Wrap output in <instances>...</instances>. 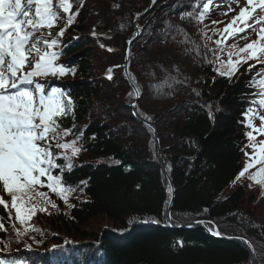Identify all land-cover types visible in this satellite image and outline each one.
<instances>
[{
	"label": "trees",
	"instance_id": "obj_1",
	"mask_svg": "<svg viewBox=\"0 0 264 264\" xmlns=\"http://www.w3.org/2000/svg\"><path fill=\"white\" fill-rule=\"evenodd\" d=\"M71 2L73 12L79 9L73 24L66 26L62 19L52 31L66 29L59 62L77 71L48 80L50 86L67 88L75 100L74 115L62 121L65 128L75 125L65 139L83 131L78 142L82 150L73 158L71 172L64 174L77 188L69 197L75 206L69 208L47 188H39L48 192L58 211L49 206L51 214L37 212L28 224L41 231L20 237L10 225L21 231L27 225L15 220L14 209L9 221L0 206L6 227L0 232V258L33 264L27 254L33 250L22 249L55 246L62 261L54 264H252L248 252L234 242L201 228H171L167 210L173 198L174 227L202 221L222 237H244L257 264H264V186L247 174L233 183L248 159L244 151L252 153L251 148L241 151L247 139L239 121L251 98L246 85L260 65L251 73L243 65L229 80L215 71L219 62L210 51L221 39L214 30L222 32L246 2L213 0L202 21L198 17L205 0ZM258 31L259 26L249 29L250 35L240 34L247 39L229 38L226 44L242 48L257 40ZM221 58L228 59L226 53ZM135 99L139 118L128 106ZM254 123L259 126L260 121ZM2 194L0 187L10 208Z\"/></svg>",
	"mask_w": 264,
	"mask_h": 264
},
{
	"label": "snow or ice",
	"instance_id": "obj_2",
	"mask_svg": "<svg viewBox=\"0 0 264 264\" xmlns=\"http://www.w3.org/2000/svg\"><path fill=\"white\" fill-rule=\"evenodd\" d=\"M212 3L213 0L202 3L199 20L205 18ZM72 9L71 0H0V186L11 197L10 208L3 197H0V206L7 210L9 221H12L11 209H14L15 220L22 226L27 225L23 231L17 229L15 223L10 225L17 237L29 231H41L28 224L37 212L51 214L49 206L58 211L56 202L48 192L39 191V188H47L69 208L75 206L69 202V197L77 188L66 182L64 174L65 171L71 172L73 158L82 150L78 142L82 140L83 131L74 139H65L73 134L75 125L65 128L62 127V121L69 114L74 115L75 100L67 88L46 83L49 77L58 80L76 74L74 66L59 62L63 55L61 38L66 29L55 33L52 31L62 19L66 26L73 24L79 9L75 12ZM257 26V40L242 48H238L235 43L226 44L229 38L247 39V35L241 37L240 34L250 35L248 30L256 31ZM214 31L221 33V39L214 42L216 49H210L219 62V68L215 69L218 75L231 80L243 65H248L250 73L257 64L260 65V70L249 77L246 87L252 90L251 98L239 121L246 129L244 136L247 139L241 151L251 148L252 153L244 151L248 161L233 183L241 181L247 174V179L264 186V139H258L264 136V0H246V6L240 9L222 32L220 29ZM204 35L206 39H211ZM217 49L220 54H217ZM224 53L228 57L226 61L221 58ZM249 61H255L256 64H249ZM207 63L213 61L208 60ZM107 78L112 79L111 74ZM135 96L139 99L140 93L137 91ZM130 106L136 107L135 103ZM207 107L209 118L212 119L211 105ZM257 119L260 121L259 126L254 123ZM92 138L95 139V136ZM54 148L62 152L55 153ZM61 159L65 161L63 165L57 163ZM115 163L119 164L120 161ZM256 165L259 168L250 172ZM87 183L80 182L85 187ZM83 191L81 187L80 192ZM152 222L158 223L155 220ZM208 231L217 237L223 235L218 230ZM0 232H6L4 217H0ZM179 244L183 247V241H179ZM52 250L55 251L56 247L53 246ZM0 264L23 262L0 258Z\"/></svg>",
	"mask_w": 264,
	"mask_h": 264
},
{
	"label": "water",
	"instance_id": "obj_3",
	"mask_svg": "<svg viewBox=\"0 0 264 264\" xmlns=\"http://www.w3.org/2000/svg\"><path fill=\"white\" fill-rule=\"evenodd\" d=\"M155 1H157V0H155ZM152 2H153V0H152ZM131 105H132V104H131ZM132 108H133V107H132ZM171 204H172V202H171ZM171 204H170V206H171ZM190 225H194V226H197V227H200V228H204L205 231H206L209 235L214 236V235H212V234L208 231V229H206V228L204 227V225H203L201 222H198V223H192V224H189V225H187V226H190ZM187 226H185V228H186ZM215 230H216V229H215ZM214 237H216V238H218V239H220V240L231 241V242H234V243L238 244L240 247H242L243 249H245V250L249 253V256H250V259H251V261H252V264H256V262H255V258H254V255H253L252 251L250 250L249 245H248L247 243H245V240H243V239H241V238H236V237H224V238H222V237H220V236H219V237L214 236ZM194 264H204V263H194Z\"/></svg>",
	"mask_w": 264,
	"mask_h": 264
},
{
	"label": "rangeland",
	"instance_id": "obj_4",
	"mask_svg": "<svg viewBox=\"0 0 264 264\" xmlns=\"http://www.w3.org/2000/svg\"><path fill=\"white\" fill-rule=\"evenodd\" d=\"M125 67V66H124ZM150 125H152V126H154L152 123H150ZM155 131H156V133H157V130H156V128H155ZM246 161H248V159H244V161H243V163H244V166H245V163H246ZM252 169V168H251ZM250 169V170H251ZM249 170V171H250ZM253 172H255V171H253ZM168 175V174H167ZM168 179H170V176L168 175ZM1 187V189H2V186H0ZM2 192H3V196L5 197V198H7V199H9L10 201H11V197L9 196V195H7L3 190H2ZM6 200V199H5ZM169 214H170V212H169ZM241 239H243V240H246L244 237H240Z\"/></svg>",
	"mask_w": 264,
	"mask_h": 264
}]
</instances>
